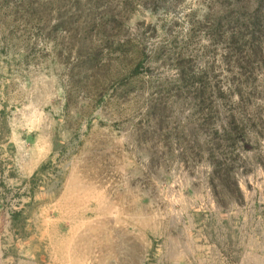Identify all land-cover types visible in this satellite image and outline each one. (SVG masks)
Wrapping results in <instances>:
<instances>
[{
    "label": "rangeland",
    "instance_id": "rangeland-1",
    "mask_svg": "<svg viewBox=\"0 0 264 264\" xmlns=\"http://www.w3.org/2000/svg\"><path fill=\"white\" fill-rule=\"evenodd\" d=\"M0 248L264 264V0H0Z\"/></svg>",
    "mask_w": 264,
    "mask_h": 264
},
{
    "label": "crops",
    "instance_id": "crops-1",
    "mask_svg": "<svg viewBox=\"0 0 264 264\" xmlns=\"http://www.w3.org/2000/svg\"><path fill=\"white\" fill-rule=\"evenodd\" d=\"M0 264H6V252L0 248Z\"/></svg>",
    "mask_w": 264,
    "mask_h": 264
},
{
    "label": "bare ground",
    "instance_id": "bare-ground-1",
    "mask_svg": "<svg viewBox=\"0 0 264 264\" xmlns=\"http://www.w3.org/2000/svg\"><path fill=\"white\" fill-rule=\"evenodd\" d=\"M111 260V259H110Z\"/></svg>",
    "mask_w": 264,
    "mask_h": 264
}]
</instances>
